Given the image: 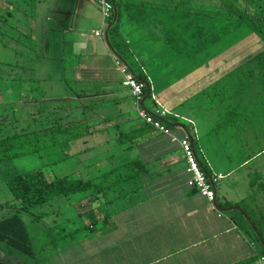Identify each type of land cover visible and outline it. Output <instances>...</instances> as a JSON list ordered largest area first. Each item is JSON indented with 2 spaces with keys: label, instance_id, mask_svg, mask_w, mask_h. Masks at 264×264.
Wrapping results in <instances>:
<instances>
[{
  "label": "crops",
  "instance_id": "1",
  "mask_svg": "<svg viewBox=\"0 0 264 264\" xmlns=\"http://www.w3.org/2000/svg\"><path fill=\"white\" fill-rule=\"evenodd\" d=\"M6 1L12 6L10 0ZM113 1L116 7L113 22L123 46L122 53L112 47L108 33L102 38L95 35L103 21L96 0H35L33 8L23 6L31 16V26L27 28L32 31V39L40 54L48 55L47 63L54 60L63 65V71L66 68L64 63L72 64L69 69L73 75L65 80L76 85L73 96L88 103L112 100L100 108L88 110V122H93L94 131L110 127L116 135L112 139L116 140L120 134L142 132L143 135L133 142L122 143V150L132 156L128 161L140 159L148 168L138 178L127 181L120 194L115 195L113 203L103 201V206L98 207L93 202L89 208L78 207L77 215L86 216L89 221L86 212H92L96 222L87 227V234L72 235L59 253L32 259L9 252L8 262L2 259L0 262L257 264L258 258L264 254V242L255 230L256 225L260 232L264 231V164H258L253 170H259L260 175L250 177L253 172L250 171L243 176L244 182L240 181L242 178L234 177L231 171L216 170L204 153L208 166L205 165L198 154L192 131L181 123L184 120L194 125V122L178 109L205 94L213 83L255 57L264 50V45L256 42L226 60L220 59L222 54L219 59L200 64L197 63L199 57L191 59L186 56L191 50L190 33L192 26L195 28L192 23H221L220 0ZM220 29H215L210 36L216 38ZM175 44L186 48L178 50ZM215 44L217 41L210 47ZM115 58L122 59L138 78L146 81L148 88L140 106L148 113L168 110L167 115L174 116L168 121L172 133L178 138H191L206 171L224 174L216 185L215 205L188 185L190 175L186 172L179 143L172 141L167 134L149 130L138 116L130 90L121 84L122 76ZM194 62L196 66L189 70L188 64ZM217 113H220L218 108ZM95 120L102 125H96ZM194 133L197 135V131ZM199 149L203 151L200 144ZM244 163L249 162L246 160L238 166ZM238 183L246 184L249 199L236 189ZM106 196L103 195L105 200ZM109 205H112L111 209H108ZM58 212L60 215L64 210L61 208Z\"/></svg>",
  "mask_w": 264,
  "mask_h": 264
},
{
  "label": "rangeland",
  "instance_id": "2",
  "mask_svg": "<svg viewBox=\"0 0 264 264\" xmlns=\"http://www.w3.org/2000/svg\"><path fill=\"white\" fill-rule=\"evenodd\" d=\"M22 3L27 5V8L30 6L27 0ZM11 5L6 0H0V17L8 19L6 23H3L2 19L0 20V137L11 135L16 131L32 130L52 124L57 119V113L52 110V102L55 99L60 100L62 97L69 98L70 95V101L75 103L74 98L77 97L73 96L77 91L73 81L69 83L62 79L63 76L72 77V71L69 69L72 64L64 65L66 68L63 71V65L53 62L54 60L47 63L48 55H41L36 44L33 45L34 47L28 46L26 42L29 40L25 41L24 37L28 33L32 35V31L29 30V26H31L30 13L25 11L23 14L14 3ZM21 6L24 8L23 5ZM9 14H12L13 17H9ZM32 17L36 16L32 15ZM14 25L19 32L14 31ZM17 33L20 34L18 37L24 39V42H17ZM256 42V34L244 26L230 32L225 39L217 41L215 46L205 50L198 58L197 63H210L222 54L220 59L226 60ZM46 51L45 49L44 52ZM194 63L188 64L189 70L196 66L197 63ZM37 78H45L41 84L42 89L48 92L49 97H54L53 99L42 100L37 94H34L36 100H33L31 91L33 93L38 91H34L37 86L34 85L38 83L33 79ZM235 91L234 87L229 90L225 87L221 88L219 85L216 88L208 89L205 94H200L186 105L180 106L178 110H181L185 116L191 117L194 122L195 126L188 121H181L192 131L202 162L208 166L205 153L216 170L226 173L231 171L234 177L242 178L243 180L240 179V181L244 182V175L253 171L258 164H264V109L261 110L262 107L255 106L257 109L251 110V122L243 120L240 123L221 125V111L219 115L217 113V108H221L223 104L220 102L221 99L225 100V97H228L227 103L247 104L251 102V99L257 100L260 97L257 92L258 87L253 85L247 86L240 93H235ZM229 93L232 94L231 99H229ZM45 100L47 102H43ZM149 103L150 101L147 102L148 105ZM41 107L42 112L38 114ZM44 107L46 112L43 111ZM60 116L64 119H77L82 118L83 114L75 109L72 112L61 113ZM87 123L89 124V122ZM90 123L93 124V122ZM94 123L102 125V122L97 120ZM80 127L83 132L89 133L71 142L50 146L32 154L0 163V201L13 197L7 184V178L11 175L42 170L48 179L94 178L98 181L101 174L132 157L123 152L124 147L121 142L112 139L116 135L112 133L113 129L110 127L100 130V132L94 131L93 127L95 126L86 127L85 123L80 124ZM195 131H197V135L194 133ZM199 144L204 152L200 151ZM120 155L121 157H119ZM246 160H248V164L244 163L238 166ZM253 172L250 177L261 174L259 170ZM126 183L116 185L115 191L108 189L106 199L114 196V193L125 187ZM236 185H238L236 189L238 188L245 199L251 197L245 183ZM126 187H129V184ZM86 196L85 192L58 196L48 204L33 208L31 213L24 212L22 214L29 232L37 244L39 257H51L61 251L63 245L70 240L72 235L83 236L88 233V228H81L85 223H88L89 218L77 215L76 209L78 207L89 208L93 202H95V206L102 207L105 199L101 196L99 199L91 200ZM15 203L20 204L18 201ZM60 206L64 212L59 215ZM110 206L112 205H109L108 209H111ZM9 214V211L0 209L1 217ZM40 215H43L42 219L37 220V216ZM69 215L70 219H68ZM261 233L264 235V231ZM9 252L6 247L0 244V259L8 262Z\"/></svg>",
  "mask_w": 264,
  "mask_h": 264
},
{
  "label": "trees",
  "instance_id": "3",
  "mask_svg": "<svg viewBox=\"0 0 264 264\" xmlns=\"http://www.w3.org/2000/svg\"><path fill=\"white\" fill-rule=\"evenodd\" d=\"M10 1H13L12 3L19 6L21 13L25 12V9L21 5L27 6L22 3V1L26 2V0ZM27 1L30 3L29 7L33 8L35 6V0ZM220 6L221 23H217L216 25L209 21L204 24L199 22L195 24L192 23V25H195V28L192 26L189 39L191 50L186 56L191 59L200 57L204 50L212 46L214 42L219 40L222 41L226 38L227 34L244 26H247L256 34L257 43H262L264 45V0H220ZM9 17H13V15L9 14ZM2 18L0 17V20ZM7 20L8 19H2V22L6 23ZM114 25L115 23L113 22L108 31L109 41L116 52L122 53L123 46L121 45L120 39L117 38ZM13 27L15 28L14 31L17 30V32H19L15 25ZM219 27H221V31L217 33L216 38L211 37L210 34ZM19 35L20 34L17 33V42H24L23 38L18 37ZM24 38H26L25 41L29 40L26 42L27 45L33 47L34 40L32 39L31 33H28L27 35L25 34ZM174 47L178 50L186 48V46L184 48H179L177 44H175ZM121 58H123V56H121ZM66 78L67 76H63L64 80ZM33 80L38 83L34 85H37L36 88L34 87V91H38L36 93L31 91V97H33V100H36L34 94H37L42 100L54 98L49 97L48 92L45 89H42L43 86H41V84H43L42 81L45 79L37 78ZM215 83L216 84H212L208 89L216 88L220 85L221 88L225 87L229 90L234 87L236 88L235 93H240L249 85L258 87L257 92L260 97L257 100L251 99V102L247 104H232L231 102L227 103L228 97H225V100H223V98L220 101L223 103L221 108H218L221 111V125L240 123L243 120L251 122V110L257 109L255 106L262 107L261 110L264 109V50L255 57L240 64L237 69L228 73L220 81ZM147 88L148 87L145 88L144 93ZM228 95L230 97L229 99H231L232 94L229 93ZM69 98H71L70 95ZM69 98L62 97L60 100L55 99L52 102V110L57 113V119L54 120L52 124L32 130L16 131L11 135L1 136L0 163L23 155L32 154L50 146L71 142L81 138L89 132H83L80 124L85 123L88 128L94 126L92 123H87L88 110L100 108L104 104L112 101L102 99L100 101H92L88 103L80 101V97H75L74 100L76 102L72 103ZM43 102L47 101L45 100ZM45 107L43 108V111L46 112ZM75 109L82 112V118L64 119L60 116L61 113L72 112ZM41 112L42 107L38 110V114ZM169 119H174V116L169 117V115H167V123L170 121ZM147 127L149 130H153L151 126L147 125ZM142 135V132L120 134L117 137V140L121 143H128L133 142ZM147 168V164L140 159L129 160L113 167L108 172L101 174L98 181L89 178L48 179L42 170L22 172L9 176L7 178V184L13 197L0 204V207L10 212L9 215L0 219V244L12 253L24 255L32 259L37 258V244L29 232L26 221L22 216L23 212L31 213L33 208L48 204L55 197L62 195L69 196L76 192H85L87 193L86 197L91 196L93 199L98 195L100 197L103 195L106 196V191L108 189L115 191L116 185L138 178L147 170ZM120 192L121 191H118L116 194L114 193V196L104 200L105 203H113L116 199L115 195L120 194ZM16 201L20 204H16ZM86 213L90 217V220L87 224L82 226L81 229L94 225L96 222L92 212ZM42 217L43 215H40L37 216L36 219L41 220ZM255 227L256 231L260 234L261 241L264 242L263 234L257 229L256 225ZM0 264L6 263L0 262Z\"/></svg>",
  "mask_w": 264,
  "mask_h": 264
},
{
  "label": "built area",
  "instance_id": "4",
  "mask_svg": "<svg viewBox=\"0 0 264 264\" xmlns=\"http://www.w3.org/2000/svg\"><path fill=\"white\" fill-rule=\"evenodd\" d=\"M96 1L100 8L103 21L101 28L95 32V35L102 38L105 34L107 35L113 23L116 16V7L113 0ZM115 64L122 76V86L130 90L135 100L138 116L147 125L151 126L154 131L167 134L171 137L172 141L179 143L186 162V172L190 175L188 185L205 196L212 205H215L216 185L224 177V174L206 171L197 157L191 138L189 136L178 138L172 133L166 122L168 110L162 109L156 113H148L140 106L141 99L144 96V90L147 87L146 81L138 78L122 59L115 58ZM257 264H264V254L258 258Z\"/></svg>",
  "mask_w": 264,
  "mask_h": 264
}]
</instances>
